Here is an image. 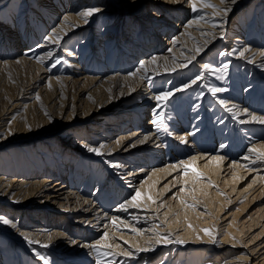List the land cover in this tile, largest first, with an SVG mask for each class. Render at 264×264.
Returning a JSON list of instances; mask_svg holds the SVG:
<instances>
[{
	"label": "bare ground",
	"instance_id": "bare-ground-1",
	"mask_svg": "<svg viewBox=\"0 0 264 264\" xmlns=\"http://www.w3.org/2000/svg\"><path fill=\"white\" fill-rule=\"evenodd\" d=\"M255 1L208 0L225 13L199 2L193 12L189 0H0V217L12 222L0 220V264H101L82 246L92 244L108 253L102 264H264ZM91 8L100 11L85 22L78 13ZM11 72L24 84L4 86ZM178 72L196 82L171 90ZM212 88L226 90L206 105ZM194 90L199 102L180 100ZM101 144V155L88 150ZM232 203L241 205L225 215Z\"/></svg>",
	"mask_w": 264,
	"mask_h": 264
},
{
	"label": "rangeland",
	"instance_id": "rangeland-1",
	"mask_svg": "<svg viewBox=\"0 0 264 264\" xmlns=\"http://www.w3.org/2000/svg\"><path fill=\"white\" fill-rule=\"evenodd\" d=\"M253 2H251V3H249L250 5H249V9L251 8V6L253 7V6H255L254 4H252V3H255L256 1L255 0H252ZM256 4V3H255ZM247 5V4H246ZM243 13L241 12V11H239V10H237L236 12H235V14L233 15V17L231 18V20H233L234 18H236V17H240L241 15H242ZM123 15V14H122ZM134 15V14H133ZM132 14L131 15H129V14H127V16L131 19V17L133 16ZM128 21V19L127 20H124V22H127ZM9 32V30L7 29V31L5 32V34L6 33H8ZM224 42V38H217L216 40H215V45H214V47H216V46H219V44H222ZM213 47V48H214ZM211 53H210V50L208 49H206L204 52H202V55H201V57H199V58H206L207 56H209ZM87 58V57H86ZM85 58V59H86ZM138 60H139V58H137ZM55 60H53V62H54ZM193 62H197V60H195V61H193ZM136 63H137V60H136ZM233 71H235V70H238V66L239 65H236L235 63H233ZM177 71H182L181 69H178ZM185 71V70H184ZM232 71L230 72V74L228 75V77H227V79H231V80H229V81H234V80H236V74L235 75H233V77L231 78V76H232ZM249 74L250 73H248V72H245V77H249ZM166 76V75H165ZM174 76V79L172 80L173 81V84L172 85H170V87H171V90H175V89H177L178 87H180V86H182V85H185L186 83H189L190 82V80L191 79H194L195 77H196V74H194V73H192V74H190V75H186V74H184V73H182V75H181V72H178L177 74H174L173 75ZM183 76V77H182ZM23 77H25V75L22 73V74H18V73H16V72H11L8 76H3L2 77V84H4V86H11V85H16V86H20V85H22V84H24L22 81H21V79L23 78ZM176 77L178 78V79H176ZM250 79H252V78H250ZM245 82H248L247 80L248 79H246L245 78ZM231 85H233V83H231ZM252 84H251V82L249 83V84H247V87H250ZM263 84H261V86H262ZM227 87H230V86H227ZM232 89V88H231ZM191 90H193V88H190L189 89V91H191ZM232 90H234V87H233V89ZM189 91H187L186 93H189ZM197 91L198 90H194L193 92H192V94H188V95H182V94H179L180 96H182V98H180V100H183L184 101V98H188V101H193V102H195V103H197V102H199V94H197ZM199 92V91H198ZM211 92L209 91L208 93H205V96H204V98H203V102L204 103H206V105H208L209 104V98H211L210 96H211ZM244 94H245V92H244ZM179 95L177 96V97H179ZM216 95V94H215ZM176 97V98H177ZM195 97V98H194ZM193 99V100H192ZM211 99H213V97L211 98ZM195 100V101H194ZM171 102H173V101H171ZM194 103V104H195ZM169 104H170V100H169ZM193 104V105H194ZM186 108V107H185ZM203 110H205V108L203 109ZM147 113H148V110H147ZM149 113H151V111L149 110ZM144 117H146V119L147 118H150V115H148V116H145V114H144ZM177 119H180V117H178L177 116ZM231 122H234V121H231ZM170 123V122H169ZM235 123V122H234ZM132 128V127H131ZM171 128H173V127H171ZM174 129V128H173ZM171 132H173L174 130H170ZM169 134H171V133H169ZM171 142H173L172 140H170ZM176 143H177V141H175ZM32 148H35V147H32ZM19 152L17 151V153H16V151H15V153H14V155L13 156H15V155H17ZM253 176L254 175H252L250 178H246V181H244L243 182V187L244 186H247V182H250L251 183V179L253 178ZM172 178H169L167 181H164L161 185H160V187L161 186H163V185H165L169 180H171ZM249 180V181H248ZM246 182V183H245ZM250 183H248V184H250ZM181 187L177 184V185H172L171 186V188L167 191V193H166V195H167V198L168 197H170L171 195H173L178 189H180ZM197 192V191H196ZM178 193V192H177ZM197 193H199V192H197ZM184 194H188L187 192L186 193H184ZM199 194H201V193H199ZM201 195H204V194H201ZM258 201H256L255 203H254V206L255 205H257L258 206V203H257ZM234 203H232V205H229V206H231V207H227L226 209H225V211H224V213H225V215H228V214H230V213H232L233 211H235L236 210V207H238V206H240L241 204H237V205H233ZM254 211V210H253ZM17 217L16 218H19V215H16ZM67 219V218H66ZM257 231H255L254 233H256ZM189 252V251H188ZM187 252V253H188ZM191 252V251H190ZM216 252V254H218L219 255V253H218V251H215ZM31 256V255H30ZM156 258V257H155ZM135 260H137L138 261V258L137 259H135ZM135 264H138L137 262L135 263Z\"/></svg>",
	"mask_w": 264,
	"mask_h": 264
},
{
	"label": "snow or ice",
	"instance_id": "snow-or-ice-1",
	"mask_svg": "<svg viewBox=\"0 0 264 264\" xmlns=\"http://www.w3.org/2000/svg\"><path fill=\"white\" fill-rule=\"evenodd\" d=\"M189 2L191 3L192 11H193V12H198V11H199V9L197 8V2H199L200 4H202L204 7H210V8H212V9H213L214 11H216V12L223 11V12L227 13V11H229V9H223V10L217 9L215 5L208 3V0H189ZM221 2L223 3V2H225V0H221ZM233 2H235V0H233ZM99 11H100L99 8H91V9H88L87 11H81V12H79L78 15H79L80 17L84 18V19H85V22H87V18H88V17L92 16L94 13H97V12H99ZM199 19H204V17H203V16H200ZM65 20H67V17H65ZM195 22H196V21H190L188 26H191V24H192V23H195ZM53 36H55V33H53L52 36H49L48 39H49L50 41H53ZM58 40H59V38H57V40H56V41H53V42H58ZM197 51H200V49H197ZM244 51H247V49H244V50H242V51L240 52V55H241V56L244 55ZM36 59H37V62H42V61H43V58H42V57H36ZM58 62H59V61H57V63H58ZM17 63H19V61H17ZM53 66H55V65H53ZM203 67H204V68H208L209 65H208V64H204ZM226 67H227V65H225V68H226ZM140 69H144V63H141V65H140ZM48 70L51 71V68H49ZM137 71H139V69H138ZM132 75H135V73H132ZM195 82H196L195 79H193L190 83H186L183 87H190L191 84H192V83H195ZM49 86H50V85H49ZM181 90H182V89H181L180 87H178V88L176 89V91H181ZM222 90H226V89H219V88H212V89H210V91L212 92L213 95H215L217 92L222 91ZM172 94H173V93H172L171 91H169V92H165V93H162L161 95H158V96L156 97V99L159 101V100L161 99V96L167 97V96H171ZM89 98L91 99V97H89ZM36 99H37V100H40V97H39L38 94H37V96H36ZM221 103L223 104L224 101H221ZM230 111H231V110H230ZM45 114L47 115V112H46V111H45ZM157 117H158V119H160L161 122H162L163 114H162V113H157ZM251 119H252L254 122L264 123V119H261V118L255 117V116H253ZM155 122H156V121H154V123H155ZM246 122H247V121H241V123H246ZM29 131H31V127H30V126H29ZM9 134H11V130H10V128H9ZM145 139H147V137H145ZM141 142H142V141H141ZM117 143H119V141H117ZM132 146L134 147V145H132ZM103 147H104V145L101 144V145H99L98 147H92V148H89L88 150L91 151V152L96 153L97 155H101L102 153H101L100 150H101ZM113 167H120V165H116V164H114ZM185 175H187V172H185ZM200 175H201L200 173H197V176H200ZM140 195H141L140 192L137 191V192L135 193V195L132 197L131 201H129V204H131L132 206H137L134 202L137 200L138 197H140ZM148 199H152L151 196H149ZM153 202H155V201H153ZM121 208H124V210H126V208H125V206H124L123 204L121 205ZM0 220H2L3 223H5V224H10V223H12L10 220L4 219L3 217H0ZM13 227H15V225H13ZM204 231H205V233H206L207 235H211V232H210L209 230L205 229ZM104 239H107V234H105ZM166 242H167V241H166ZM212 242H213L214 244L217 243V241H216L215 239H213ZM30 243H32V241H30ZM73 243H75V241H73ZM176 243H182V242H181V241H176ZM42 246H43V247H47L48 245H42ZM82 246L92 248V249L95 251V253H96L97 259H98L99 261H101V264H102L103 257L108 255L107 252H101L100 249L97 248L95 244H92V245H82ZM109 247H110V246H109ZM148 250H149V249H142V251H148ZM38 255H39V254H38ZM126 255H130V253H126ZM40 258H41V260L44 261V264H48V261H47V259H46L44 256H41Z\"/></svg>",
	"mask_w": 264,
	"mask_h": 264
}]
</instances>
